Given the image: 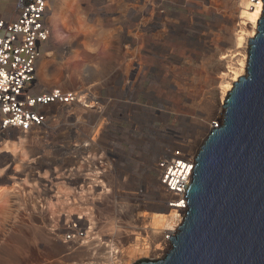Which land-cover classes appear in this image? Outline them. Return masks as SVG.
<instances>
[{
    "label": "rangeland",
    "instance_id": "1",
    "mask_svg": "<svg viewBox=\"0 0 264 264\" xmlns=\"http://www.w3.org/2000/svg\"><path fill=\"white\" fill-rule=\"evenodd\" d=\"M14 2L0 0V14L14 16ZM238 2L47 0L33 90L82 96L44 108L55 115L41 128L0 133V264L164 254L150 223L167 212L156 162L178 147L196 154L221 119V82L243 49ZM73 223L89 230L66 241Z\"/></svg>",
    "mask_w": 264,
    "mask_h": 264
},
{
    "label": "water",
    "instance_id": "2",
    "mask_svg": "<svg viewBox=\"0 0 264 264\" xmlns=\"http://www.w3.org/2000/svg\"><path fill=\"white\" fill-rule=\"evenodd\" d=\"M257 21L246 72L196 152L170 246L132 264H264V4Z\"/></svg>",
    "mask_w": 264,
    "mask_h": 264
},
{
    "label": "built area",
    "instance_id": "3",
    "mask_svg": "<svg viewBox=\"0 0 264 264\" xmlns=\"http://www.w3.org/2000/svg\"><path fill=\"white\" fill-rule=\"evenodd\" d=\"M244 1L250 7L264 4L263 0ZM14 12L12 17L0 14V133L41 128L55 115L44 108L55 103L67 106L81 101L82 96L59 86L46 91L33 90L41 45L50 35L47 0H15ZM184 151L178 147L168 156L157 159L160 200L163 202L179 203L181 195L186 203L185 185L191 177L196 154ZM72 225L64 233L66 241L81 238L89 230V227Z\"/></svg>",
    "mask_w": 264,
    "mask_h": 264
},
{
    "label": "bare ground",
    "instance_id": "4",
    "mask_svg": "<svg viewBox=\"0 0 264 264\" xmlns=\"http://www.w3.org/2000/svg\"><path fill=\"white\" fill-rule=\"evenodd\" d=\"M237 1H239V0H237ZM238 6H239V10H240L241 16L244 17V21L241 22V27H240L241 35H239V37H238V46L237 47L241 46L243 49L236 52V55H238V57H237V59L235 58L236 59V61H235L236 64H235V67L234 66L231 67V69L229 71L230 74L224 73V76H223V79H222V82H221L222 91H221V95H220V98H219L220 104H222V102H224L223 98H224L225 94H227L228 91L231 89V87H232L231 84L239 76H241V74L246 72L247 60H248V50H247V48H249V45L247 44V43H249L248 42V38H252L254 36V34H255L256 30H257L256 27L258 25V21L257 20L259 19V17L262 14V5L261 4H256L255 6H251L250 7L247 2H245L244 0H241V1L238 2ZM245 47H246V49H245ZM94 77H95V75H94ZM41 79L43 81V78H41ZM223 109H224V107L222 106V111H223ZM213 125H214V123L211 125V127ZM168 155H164V156H168ZM179 198H181L179 203H176V202L169 203L168 200L166 202H163L165 204L163 209H167L166 213L160 212V213L154 214L153 216L151 215L153 217V219L152 218H150V219H152L153 221H150V223L152 222L153 225H154L152 227L155 228V230H157V231H159L161 229L163 230L162 232H160V235L162 233V236H163L162 241L159 242V243H156L154 245V248H153V250H155V251H159L160 250V254H161V251L162 252L166 251L167 248L169 247V243L168 242H169L170 239H169L168 236L175 234V232L177 230V225L182 220V217H183L182 215H184V210L186 208V203H185L184 199L182 200V196L181 195H180ZM179 212H182V213H179ZM153 232H155V231H153ZM130 233H133V231L130 232ZM130 233L127 234V236H128L127 239L128 240H130V238H131L130 236H132V234H130ZM136 233H138V232H136ZM157 237H159V236H157ZM167 239H169V240H167ZM135 243H137V242H135ZM170 244H171V242H170ZM146 247L142 248L143 249L142 250L143 253H146L148 251V248H146ZM136 250H137V247H135V245H132V246L130 245V247L128 248L127 251H128V254L131 255ZM110 251L113 252V248H111Z\"/></svg>",
    "mask_w": 264,
    "mask_h": 264
}]
</instances>
